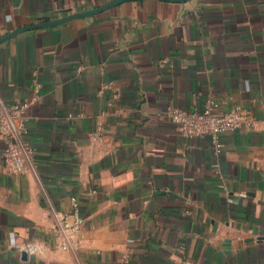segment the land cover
Returning a JSON list of instances; mask_svg holds the SVG:
<instances>
[{"label": "crops", "instance_id": "crops-1", "mask_svg": "<svg viewBox=\"0 0 264 264\" xmlns=\"http://www.w3.org/2000/svg\"><path fill=\"white\" fill-rule=\"evenodd\" d=\"M111 1L0 0V36ZM210 98L257 128L216 151L165 117ZM0 99L29 101L37 170L11 171L0 138V264H179L182 243L198 264H264V0H127L23 31L0 43ZM72 196L75 252L51 209Z\"/></svg>", "mask_w": 264, "mask_h": 264}, {"label": "built area", "instance_id": "built-area-1", "mask_svg": "<svg viewBox=\"0 0 264 264\" xmlns=\"http://www.w3.org/2000/svg\"><path fill=\"white\" fill-rule=\"evenodd\" d=\"M28 106L27 100L7 104L0 99V138L6 143L4 155L11 171L14 173L33 171L37 175L34 152L26 140L29 126L25 111ZM217 108V103L212 98L208 99L202 108L190 111L168 104L165 117L175 123L186 137L211 136L216 151L223 146L220 140L222 133L257 128V119L240 105L225 112ZM51 209L55 218L53 235L58 246L63 250L75 252L77 238L85 222L79 210L77 197H71L68 209L54 207ZM178 249L182 255L179 264H198L188 256L185 244H180ZM124 257L128 258V254Z\"/></svg>", "mask_w": 264, "mask_h": 264}, {"label": "water", "instance_id": "water-1", "mask_svg": "<svg viewBox=\"0 0 264 264\" xmlns=\"http://www.w3.org/2000/svg\"><path fill=\"white\" fill-rule=\"evenodd\" d=\"M124 1L127 0H113L103 6L97 7L95 9H91V10H85V11H78L75 13H71L68 15H64L62 17L59 18H55L52 20H48V21H43V22H39V23H34V24H30V25H25V26H21L18 28L13 29L12 31L8 32L7 34L0 36V43L14 37L15 35L26 31V30H32V29H37V28H43V27H49V26H55L61 23H65L67 21H70L74 18H78V17H86V16H93L96 13L102 12L110 7L116 6ZM169 1H188V0H169ZM23 258L27 259L28 258V253L27 251H23L22 252Z\"/></svg>", "mask_w": 264, "mask_h": 264}]
</instances>
